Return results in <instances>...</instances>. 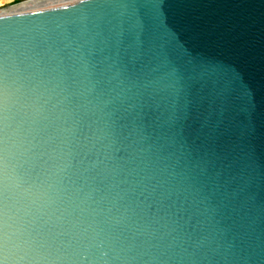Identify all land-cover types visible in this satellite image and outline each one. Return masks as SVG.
Here are the masks:
<instances>
[{
	"label": "water",
	"instance_id": "water-1",
	"mask_svg": "<svg viewBox=\"0 0 264 264\" xmlns=\"http://www.w3.org/2000/svg\"><path fill=\"white\" fill-rule=\"evenodd\" d=\"M130 55L175 71L159 106L112 78ZM0 264H264V0L0 18Z\"/></svg>",
	"mask_w": 264,
	"mask_h": 264
},
{
	"label": "snow or ice",
	"instance_id": "snow-or-ice-1",
	"mask_svg": "<svg viewBox=\"0 0 264 264\" xmlns=\"http://www.w3.org/2000/svg\"><path fill=\"white\" fill-rule=\"evenodd\" d=\"M91 42L90 40H85L84 43H81L74 50L71 44L65 45L58 59L62 65L67 62L65 69L67 72H75L77 74L89 72V69L93 65L90 64L87 58L89 55L87 45ZM129 74H133L137 78L133 84L137 92L132 97L136 102L130 105L133 108L140 106L143 109L159 106L162 99L176 86L175 71L169 72L166 76H160L155 73L148 75L145 69L138 67V57L136 55L126 57L123 66L116 71L115 76L112 78L118 79L123 77L127 79ZM121 83H123V80H121Z\"/></svg>",
	"mask_w": 264,
	"mask_h": 264
},
{
	"label": "bare ground",
	"instance_id": "bare-ground-1",
	"mask_svg": "<svg viewBox=\"0 0 264 264\" xmlns=\"http://www.w3.org/2000/svg\"><path fill=\"white\" fill-rule=\"evenodd\" d=\"M78 0H31L27 3L15 5L9 8L0 9V18L13 17V15L27 14L32 11L46 9L63 3H72ZM6 3L5 0H0V5Z\"/></svg>",
	"mask_w": 264,
	"mask_h": 264
},
{
	"label": "built area",
	"instance_id": "built-area-1",
	"mask_svg": "<svg viewBox=\"0 0 264 264\" xmlns=\"http://www.w3.org/2000/svg\"><path fill=\"white\" fill-rule=\"evenodd\" d=\"M6 3L0 5V9L5 8L6 6H10L13 7L15 5H19V4H23V3H27L31 0H5Z\"/></svg>",
	"mask_w": 264,
	"mask_h": 264
},
{
	"label": "rangeland",
	"instance_id": "rangeland-1",
	"mask_svg": "<svg viewBox=\"0 0 264 264\" xmlns=\"http://www.w3.org/2000/svg\"><path fill=\"white\" fill-rule=\"evenodd\" d=\"M10 6H6L5 8H9Z\"/></svg>",
	"mask_w": 264,
	"mask_h": 264
}]
</instances>
